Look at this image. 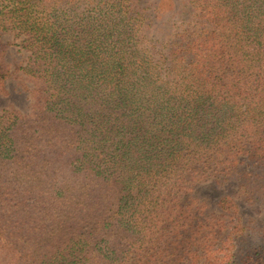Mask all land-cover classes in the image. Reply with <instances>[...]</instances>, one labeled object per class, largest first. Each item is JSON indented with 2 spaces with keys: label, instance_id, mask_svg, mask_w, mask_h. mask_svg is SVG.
Instances as JSON below:
<instances>
[{
  "label": "trees",
  "instance_id": "16d2710c",
  "mask_svg": "<svg viewBox=\"0 0 264 264\" xmlns=\"http://www.w3.org/2000/svg\"><path fill=\"white\" fill-rule=\"evenodd\" d=\"M174 1L0 0L34 101L0 114V264H264L233 196L192 192L264 208V0Z\"/></svg>",
  "mask_w": 264,
  "mask_h": 264
},
{
  "label": "rangeland",
  "instance_id": "374dc122",
  "mask_svg": "<svg viewBox=\"0 0 264 264\" xmlns=\"http://www.w3.org/2000/svg\"><path fill=\"white\" fill-rule=\"evenodd\" d=\"M142 2L151 6L153 0H142ZM176 11L187 10V0H175ZM173 17H166L162 22L167 23L173 20ZM164 23L162 24V26ZM24 36L15 30L0 29V41L6 44L5 61L13 71L11 77L3 82L0 92V114L8 110H16L23 115H30L32 112L33 99L28 92L33 85L28 76L21 70L29 60L30 53L23 46ZM244 167H250L246 160ZM240 181L230 180L228 182H218L213 179L196 184L192 192L195 196L204 199L210 209L216 210L217 199L224 194L233 196L237 204L240 206V213L243 219H251L253 223L264 229V208L262 203L247 200L246 196L239 190Z\"/></svg>",
  "mask_w": 264,
  "mask_h": 264
}]
</instances>
